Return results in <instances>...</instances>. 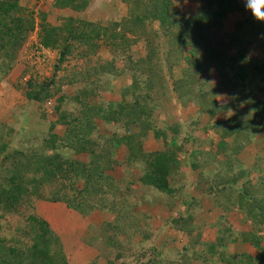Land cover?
<instances>
[{"label":"trees","instance_id":"1","mask_svg":"<svg viewBox=\"0 0 264 264\" xmlns=\"http://www.w3.org/2000/svg\"><path fill=\"white\" fill-rule=\"evenodd\" d=\"M123 1L129 5V14L109 27L73 17L64 18L55 27L40 24L38 44L41 48L57 51L56 70L70 58L91 60L101 47H106L112 58L97 67L73 65V73L76 69L80 72L87 69L83 83L88 89L80 90L72 98L62 91L63 83H39L32 78L26 81L24 90L29 101L43 104L55 100L58 118L51 123L44 142V146L53 151L34 160L32 154L19 149L4 155L0 162V219L4 213H12L15 207L32 197L62 203L81 216L89 214V210L97 206L93 199L102 209L104 196L114 187L113 180L102 171L112 168V156L121 146L127 150L123 165L130 164L140 169L137 181L173 199L183 189L175 184L177 172L188 167L190 170L204 169L216 156L209 152V159L200 161L199 156L203 155L200 140L187 134L178 141L180 126L169 129L171 135L155 128L153 119L156 113L164 108L165 102L174 99L181 106L195 105L197 121L201 116L208 117V127L217 134L216 148L218 152L225 153L223 160L217 163L221 169L208 177V182L202 176L199 178L207 183L206 189L214 198L213 202L224 214L237 211L240 214L238 223L250 222L253 228L258 229L264 222V182L259 183V188L251 178H246L239 185V181L251 172L243 171L242 167L234 178L228 175L233 170V156L239 155L253 142L264 123V101L257 98L264 95V86L260 85V80L264 79V23L257 22L249 14L237 24L236 33L227 38L221 28L226 16L238 8L237 0H199L202 7L197 14L186 17L172 0ZM88 4L89 0H54L56 8L76 13H82ZM22 15L19 0H0V82L12 70L17 52L33 31L32 23ZM139 44L144 54L133 58L135 50L132 47ZM178 72L185 79L170 82L169 79ZM201 73L207 75L205 80H197ZM74 76L71 84L77 82L78 72ZM119 76H129L130 81L120 90L121 100L100 101V92H111L110 81ZM212 80L214 84L210 83ZM223 88L231 97L229 105L234 107L237 103L236 107L242 105L243 110L238 109L222 123H216L213 118L221 113L220 110L223 111L217 105L216 92ZM92 97L98 99L92 102L89 99ZM66 99L75 104L76 115L61 110ZM96 120L119 128V132L104 137V148L101 149L93 138L97 134ZM56 124L65 127L62 136L53 134ZM150 132L155 139L162 140V150L143 149V141ZM191 142L195 149L186 151L184 145ZM5 148L2 145V150ZM64 148L89 154L94 161L93 167L64 158L56 152ZM101 156L107 160L104 166L100 165ZM38 173L39 179L36 180L33 174ZM79 180H83V191L73 188ZM54 186L57 188L47 190ZM68 189L75 190L76 195L72 196L66 191ZM191 202L196 203L194 199ZM84 206L89 207L88 211ZM25 221L26 230L23 228V231L30 245L23 248L17 243L8 246L6 238L0 235V264H67L60 239L48 222L31 213ZM192 222L191 215H178L173 224L178 230L190 234L196 229ZM237 232L242 240H250V233L242 229ZM221 233L217 237L218 246H224L225 239L234 235L230 228ZM252 244L258 246L256 241ZM213 247L212 244L211 251ZM260 254L257 261L245 255L247 260L243 264L264 263V251L260 250ZM182 258L184 262L181 263L187 264L186 255ZM240 263L242 261L236 264Z\"/></svg>","mask_w":264,"mask_h":264},{"label":"rangeland","instance_id":"2","mask_svg":"<svg viewBox=\"0 0 264 264\" xmlns=\"http://www.w3.org/2000/svg\"><path fill=\"white\" fill-rule=\"evenodd\" d=\"M172 1L185 17L196 15L202 7L199 0ZM237 1L238 8H235L226 16L221 28L227 38L234 35L237 31V24L243 22L245 17L251 14L243 7L242 0ZM19 5L23 9V18L32 23L33 31L29 33L27 40L17 52L12 70L0 82V162L4 155L11 154L13 149L32 154L33 160L39 159V155L52 154L53 150L51 151V149L44 146V142L48 137L51 123H54L58 118V113L54 109L55 100L52 99L43 104L29 101L24 90L25 83L29 78L39 83L47 81L63 83L62 91L69 96L68 98H72L80 90L88 89L86 84L83 83L87 69H82V72L76 69L73 73L72 66L77 65V67L83 68L86 64H90V67H97L100 63H105L112 58V54L107 48L101 47L91 60H88L87 57V59H84L85 61L70 58L69 62L63 63L56 70L57 51L41 48L38 44L40 24L44 23L55 27L59 26L64 18L73 17L98 22L101 26L109 27L129 14V5L123 0H89L88 6L82 13H76L70 9H58L54 5V0H19ZM132 49L135 50L132 54L133 58L144 54L141 44L133 46ZM75 72H78L76 78L78 80L71 84V78H75ZM180 73L174 74L172 79H169L170 82L174 79H185ZM206 77L205 73H201L198 75L197 80H205ZM129 82V76H119L112 79L110 81L111 92L103 93L102 91L100 94L98 93L101 96L99 100L104 101V103L120 101V90ZM210 83L214 84L215 82L212 80ZM260 85L264 86V79L260 80ZM216 97L217 105H220L223 111H219L221 113L213 118V122L222 123L226 117H231L236 110H243L242 105L236 107L237 103L234 107L229 105L231 97L224 88L216 92ZM257 98L264 101L263 94H260ZM89 99L95 102L98 98L92 97ZM164 104V108L160 109L153 119L156 125L155 128L165 130L171 135V128L180 126L178 141L185 138L187 134L197 137L203 151V155L199 156L200 161L208 160L209 152L216 155L213 162L204 169L190 170L188 167L185 170L181 168L177 172L175 184H177V187L182 186L183 189L173 199L166 198L137 181L141 174L140 169L130 164L123 165L127 150L125 146H121L112 156L111 161L115 162V164L114 162L111 163L112 168L102 171L103 175L113 180L114 184V187L108 190V194L104 196L103 208L100 209L96 200L93 199L98 207L95 206V208L89 210V214L81 216L74 211L82 217V224L79 223L80 229L74 235L73 254L67 255L64 250L60 237L64 221L60 216L59 208L57 209L52 205L56 203L34 197L29 201H23L13 209L12 213L2 215L0 235L6 238L5 243L8 246L17 243L19 244L17 246L22 248L25 245H30L23 228L26 230L27 223L25 219L31 213L46 222L48 219L55 221L53 225L48 224L60 239L67 264H177V262L182 264L181 262H184L182 256L185 255L188 258L187 264H229V262H235L236 264L239 261H242L240 264H243V261L247 260L245 255L255 258L257 261L261 255L260 250L264 251V222L258 229H255L250 222L238 223L240 214L237 211L224 214L213 202L214 198L208 194L207 183L199 180L202 176L208 182V177L211 178L218 168L221 169V166H218L217 163L223 160L225 154L224 152H218L216 148L217 134L208 127V117L201 116L197 121L198 115L195 105L181 106L174 99ZM74 107L75 104L66 99V103L64 102L61 110L76 115ZM95 126L97 127V134L93 138H96L97 143H99V149L104 148V137L111 135L112 132H119L117 126L104 123L101 120H96ZM64 131V126L56 124L53 134L62 136ZM134 131H137V128ZM212 141H214L213 144ZM2 145L6 146L4 150H2ZM143 149L145 151L162 150V140L155 139L153 133L150 132L143 141ZM184 149L186 151L195 149V144L192 142L186 143ZM56 152L61 153L64 158H71L79 163H84L88 167H93V158L85 152L75 153L67 148ZM102 157H100L102 161L100 165L104 166L107 160ZM241 167L243 171L251 170V172L248 177L239 181V185L246 178H251L253 183L260 188L259 183L264 182V123L260 126L253 142L239 155L233 156V170L228 176L230 178L237 176ZM33 176L36 180L39 179V173L33 174ZM56 188L54 186L47 190ZM73 188L83 191V180H79ZM66 191L70 192L72 196L76 195L75 190L68 189ZM192 199L196 203L191 202ZM84 209L88 211L89 207L84 206ZM178 215H191L193 217L192 225L196 229L190 234L178 230L177 226L173 224ZM222 215L223 219L221 221ZM84 222L87 223L86 228L83 227ZM54 225L56 227L62 225V229H55L53 228ZM228 228L234 234L233 237H227L224 246L223 244L218 246L216 244L217 237L222 234V230ZM65 229H67V226H65ZM239 229L250 233L251 235H248L250 240H242L241 236L237 234ZM254 241L258 243L257 247L253 246ZM212 244L214 245L213 251L210 249ZM76 245L77 248L89 246V249L94 251L95 256L84 255V261L81 262L82 257L75 251Z\"/></svg>","mask_w":264,"mask_h":264},{"label":"crops","instance_id":"3","mask_svg":"<svg viewBox=\"0 0 264 264\" xmlns=\"http://www.w3.org/2000/svg\"><path fill=\"white\" fill-rule=\"evenodd\" d=\"M52 205L54 207H56L57 209L59 208V210H60V212H59L60 213V216H62L63 221H64L63 230L60 233L61 234L60 237H61L62 242H63V245H64V250H65V252H66L67 255L73 254L74 249L72 248V246L73 245L75 246V241H74V238L75 237H74V235L76 234V231L78 229H80L79 225L82 224V217L79 216L78 214H76L71 209H68L63 204L56 203V204H52ZM53 218H54V216H53ZM47 222L50 225L51 224L53 225L55 223L54 220L50 221V219H48ZM54 226H53V228H55V229H62L61 228L62 225L60 227H56V226L54 227ZM65 226H67V229H65ZM86 226H87V223L84 222L83 227L86 228ZM68 236H69V238H68ZM75 251H77L79 253V255L82 257L81 262L84 261V258H83L84 255L85 256L91 255L93 257L95 256L94 251L92 249H89V246H85L84 248H82V247H78L77 248V245H76ZM88 261H91V260H88Z\"/></svg>","mask_w":264,"mask_h":264},{"label":"clouds","instance_id":"4","mask_svg":"<svg viewBox=\"0 0 264 264\" xmlns=\"http://www.w3.org/2000/svg\"><path fill=\"white\" fill-rule=\"evenodd\" d=\"M242 4L257 22L264 23V0H242Z\"/></svg>","mask_w":264,"mask_h":264}]
</instances>
